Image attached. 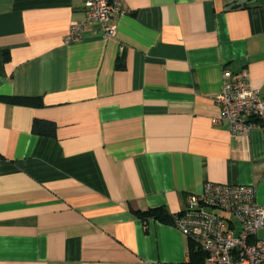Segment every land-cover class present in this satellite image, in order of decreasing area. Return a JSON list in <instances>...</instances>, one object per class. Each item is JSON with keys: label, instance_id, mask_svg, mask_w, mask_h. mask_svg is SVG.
Instances as JSON below:
<instances>
[{"label": "crops", "instance_id": "crops-1", "mask_svg": "<svg viewBox=\"0 0 264 264\" xmlns=\"http://www.w3.org/2000/svg\"><path fill=\"white\" fill-rule=\"evenodd\" d=\"M115 33L82 0H0V264H189L171 222L206 183L264 204V125L215 119L222 73L264 101V0H120ZM55 124L54 136L33 132Z\"/></svg>", "mask_w": 264, "mask_h": 264}, {"label": "built area", "instance_id": "built-area-1", "mask_svg": "<svg viewBox=\"0 0 264 264\" xmlns=\"http://www.w3.org/2000/svg\"><path fill=\"white\" fill-rule=\"evenodd\" d=\"M84 19L73 21L67 40L80 38L83 25L98 23L105 36L115 33L112 16L122 13L120 0H82ZM220 108L215 122L229 121L233 136L264 125V101L247 71L224 69L220 91L214 97ZM172 224L202 252V264H264V204L255 199L252 185L206 183L189 194Z\"/></svg>", "mask_w": 264, "mask_h": 264}, {"label": "trees", "instance_id": "trees-1", "mask_svg": "<svg viewBox=\"0 0 264 264\" xmlns=\"http://www.w3.org/2000/svg\"><path fill=\"white\" fill-rule=\"evenodd\" d=\"M0 100L11 104H25L42 106L43 102L40 97H22V96H0ZM55 124L49 121L34 120L32 130L35 133L43 134L46 136H54ZM137 215L142 219L153 218L166 223H172L174 215L169 214L164 207L149 209L145 212H137ZM191 245V261L189 264H202L204 255L202 252L194 251L193 244Z\"/></svg>", "mask_w": 264, "mask_h": 264}]
</instances>
